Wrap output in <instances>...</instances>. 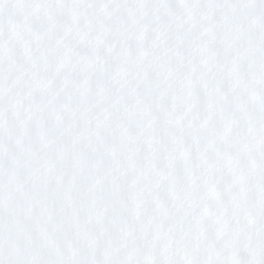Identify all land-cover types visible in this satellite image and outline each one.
I'll return each instance as SVG.
<instances>
[{
	"label": "snow or ice",
	"instance_id": "snow-or-ice-1",
	"mask_svg": "<svg viewBox=\"0 0 264 264\" xmlns=\"http://www.w3.org/2000/svg\"><path fill=\"white\" fill-rule=\"evenodd\" d=\"M0 264H264V0H0Z\"/></svg>",
	"mask_w": 264,
	"mask_h": 264
}]
</instances>
